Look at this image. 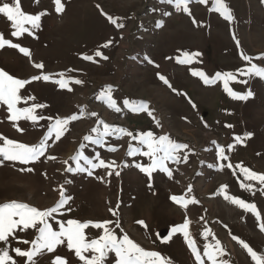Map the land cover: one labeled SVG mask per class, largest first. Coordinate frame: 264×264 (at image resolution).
<instances>
[{
  "label": "rangeland",
  "instance_id": "374dc122",
  "mask_svg": "<svg viewBox=\"0 0 264 264\" xmlns=\"http://www.w3.org/2000/svg\"><path fill=\"white\" fill-rule=\"evenodd\" d=\"M225 2L233 16L231 22L213 11V0L207 3L192 0L189 4L191 16L168 0H62L65 7L60 14L55 11L54 0H39L38 3L20 0L25 14L35 15L44 10L48 14L41 17L40 29L33 30L35 37L24 33L19 38L10 35L14 30L11 22L0 14V32L13 43L27 47L31 54L29 58L16 48L4 46L0 48V68L22 79L53 74V80H58L60 76L56 74L64 73L66 80L83 82H69L68 88L72 89L69 91L52 81H33L21 90L24 95L36 97L28 105L46 104L48 107L37 109V114L53 117H66L84 110L80 119L69 123L59 141H49L52 146L39 161L26 165L5 161L0 166V203L16 200L45 209L56 203L63 189L72 199L56 214L57 219L63 216L81 221H104L117 218L108 209L115 208L119 202V219L130 238L146 250L170 257L173 264H195L182 233L172 234L166 243L160 239L169 237L171 228L182 224L187 215L191 221L189 233L201 253L204 244L219 240L226 253L222 259L229 264H256L232 236L244 240L259 255L264 254V231L250 211L225 197L254 203L264 221V185L246 180L236 167L242 162L243 167L264 173V79L241 76L238 79H247V83L229 81L234 91L244 93L250 89L253 93L246 100H237L225 92L222 80L205 84L200 77L191 74L193 70H202L212 78L217 72H235L242 66H249L240 58L241 51L254 58L264 54V0ZM102 12L118 18L117 23L124 26L110 23ZM193 17L202 26L194 24ZM106 43L108 46L103 47ZM97 50L108 59L96 57ZM184 51L202 55L190 64H181L178 59L184 58ZM83 55H91L94 59L85 60ZM33 62H42L44 68L35 69ZM253 63L264 66V60ZM160 75L166 77L171 87L159 78ZM107 85L112 86L111 95L120 112L107 105L103 95ZM125 99L145 102L155 120L147 112L133 113L125 108ZM28 105L21 102L18 107ZM92 112L104 122L126 128L134 135L152 130L157 135L168 134L189 147L181 153L180 162H168L171 178L159 169L152 173L150 188L148 176L136 167L150 163L148 158L140 153L127 155L130 142L133 147H142L143 151L146 147L126 135L120 139L105 137L103 144L83 140L86 135L98 136L92 128L103 131ZM8 115L6 106H0V134L7 138L35 144L46 131L47 121H39L34 126L31 121L20 120L16 123L25 131L18 132L7 119ZM244 133H252V136L242 143L234 141V135L243 136ZM212 141L225 148L228 160L218 159V149ZM81 144L85 145L84 154L94 162H98L95 160L97 154L106 162L116 161L120 165L117 169L120 175L107 176L103 167L93 170L92 176L77 172L76 163L70 157L81 150ZM229 144L233 145L231 150ZM110 146L117 150L109 151ZM48 155L56 159L49 160ZM185 155L187 162H183ZM65 160L68 164H64ZM229 163L232 168L227 167ZM221 164L225 165L222 169ZM69 166L72 172L65 170ZM28 168L34 170H21ZM96 177H104V181ZM242 184H251L252 190H245ZM189 185L191 193L187 192ZM225 185L227 187L221 191ZM172 195H184L186 199L195 197L199 203H190L185 209L170 199ZM137 220H144L147 229L137 224ZM205 229H211L212 233L207 239L202 234ZM34 231H18L17 235L31 240L34 235L30 233ZM102 233V229L91 226L85 230L88 239L98 238ZM11 246L27 249L30 245L12 241ZM56 254L67 258L70 264H82L66 244L58 246L55 253L38 257V264H48ZM16 259L22 264L24 258ZM114 260V254H110L106 264H114ZM205 264L211 262L205 258Z\"/></svg>",
  "mask_w": 264,
  "mask_h": 264
},
{
  "label": "snow or ice",
  "instance_id": "6c2138e0",
  "mask_svg": "<svg viewBox=\"0 0 264 264\" xmlns=\"http://www.w3.org/2000/svg\"><path fill=\"white\" fill-rule=\"evenodd\" d=\"M38 3L39 0H34ZM170 4H175L177 9H181L185 14L191 16V11L189 4L192 0H168ZM199 3H207V0H197ZM56 5L55 11L60 14L64 11V4L62 0H54ZM99 8V5H97ZM102 11V10H101ZM213 11L218 12L225 20L231 22L233 16L229 7L227 6L225 0H213ZM0 14L6 17L7 21L11 22V27L14 29L11 31L10 35L14 38L21 37L24 33L33 35L35 37V32L33 30H39L41 27V17L47 15V10H44L35 15L25 14L21 9L20 0H0ZM110 23L116 25L117 27H123V24H118L117 19L103 13ZM193 23L197 26H202V23H198L195 18H192ZM162 26V22H159ZM25 25H30V27H25ZM38 38V37H36ZM235 39V34H233ZM108 43H111L110 41ZM108 43L103 45L107 47ZM237 47H239V41L236 40ZM4 46H9L16 48L24 56L31 58L30 50L27 47H23L18 43H13L12 40L6 39L3 32H0V48ZM96 57H102L103 59H108V57L103 56L100 50L95 51ZM183 59H178L181 64H190L196 57L202 55L199 52H187L182 53ZM83 59L93 61L94 57L91 55H83ZM240 58L245 61L249 66H242L235 72H217L214 77L210 78L205 72L192 71L193 76L200 77L205 84L214 83L216 80H222L225 92L237 100H246L253 96L252 91L249 89L247 92L241 93L236 92L229 87V81L237 83H247V79L240 80L238 77L251 78L253 76L264 79V66H258L253 63L254 60H264V54H260L257 57H252L245 54L243 51L240 52ZM149 63H153L151 60ZM33 67L35 69L42 70L44 64L42 62H33ZM158 67V66H157ZM71 71V70H69ZM60 76V79L53 80V74H38L33 75L27 79L17 78L16 76L10 74L3 68H0V106H6V111L9 113L7 119L13 122V127L16 128L18 132L23 133L25 129L19 127L16 123L20 120L31 121L35 126L39 121H47L46 131L44 132L42 138L38 143L29 144L17 141L15 139H10L3 134H0V166L4 164L5 161L18 162L20 164H30L35 163L44 157L48 149L52 146L49 141H59L64 133L68 130L67 126L71 121H76L80 119L83 115V109L79 113H73L66 117H60L59 115L45 116L43 114H37V109H43L48 107L46 104L34 102L28 105L29 101H35L36 97L34 95H24L21 90L25 88L26 85L33 81L43 80L44 82L52 81L59 85L61 89L68 88L69 82H74L75 84H82L81 80L71 81L64 79V73L56 74ZM159 75V74H158ZM159 78L171 87L169 81L163 75ZM173 91H176L173 89ZM112 86L107 85L103 89L104 98L107 101L109 108H112L116 112H120L121 109L116 106V102L112 95ZM23 102L24 107H18V105ZM124 107L128 108L133 113L147 112L150 117L155 120L153 113L149 110L148 105L145 102H130L127 99L124 100ZM195 107V105H193ZM92 116L97 117V122L103 126V131L99 128H92L93 133H98L97 137L91 135H86L83 140L90 141L93 144H103L105 142V137L115 136L120 139L122 136H128L131 140L137 141L139 145L146 147V151L142 150V147H133L131 142L129 143V149L127 155L132 156L137 153L142 154L147 157L150 163L148 164H137L136 167L146 174L149 178V187L151 188V177L152 173L159 169L161 172L166 173L169 178L172 177V171L168 167V162H180L181 153L183 150L187 149L189 146L184 143L176 142L171 139L168 134H155L152 130L139 131L135 135L132 131L126 128L110 125L103 120L99 119L97 113L92 112ZM157 126L160 127L159 121H155ZM207 126V125H205ZM226 127L232 128L233 125H225ZM252 133H244L243 136L234 135L233 139L235 142L242 143L244 139L250 138ZM216 145L215 141H212ZM217 152L216 155L219 160H228L225 155V148L216 145ZM232 144L228 145V149L231 150ZM85 148L84 144L80 145L75 156L70 157L76 163L75 170L77 172H87L89 176L93 175V170L97 168H105L107 170V176L120 175V171L117 169L120 165L116 161L106 162L104 159L100 158L97 154L94 162L88 155H85L82 151ZM115 146H110L109 151H116ZM47 159L55 160L56 157L53 155H48ZM83 161V165L80 163ZM183 162H187V156L183 157ZM64 164H68L65 160ZM84 165H87L85 167ZM221 169L225 165H220ZM228 168H232L233 165L229 163ZM236 167L240 168L246 180L257 181L260 185H264V173H257L251 171L246 167H243L242 162L237 164ZM22 171H33L34 169H21ZM67 172H72L73 168L69 166L65 169ZM46 176L47 174L44 173ZM98 180L104 181V177H96ZM227 186H222L221 191H223ZM242 188L251 191V184H242ZM192 188L189 185L187 192L191 193ZM230 199L232 203L239 205L245 211H250L259 222L258 226L261 231H264V221H261L260 212L257 210L254 203H246L243 199L236 197H225ZM72 197L66 195L63 189L59 192V198L53 206L47 207L45 209H40L36 206L30 205L26 202H19L12 200L9 202L0 203V264H19L16 258H24L22 264H38V257H42L47 253H55L58 246L66 244V247L70 251H74L75 257L82 262V264H106L109 259L110 254H114V264H173L170 257L164 256L161 252L155 250H146L139 243L135 242L130 238L129 234L123 229L121 220L119 219V202L115 208L110 207L108 211L113 217H117L115 220H104V221H81L79 219L64 218L61 216L57 219L56 214L61 211ZM170 199L181 205L183 208L187 209L190 203H199L192 197L191 199H186L184 195L177 196L172 195ZM68 211H71L69 208ZM203 219V217H201ZM137 224L141 225L143 228L147 229V224L144 220H137ZM191 221L185 216L182 224L173 226L169 237H160L161 242L166 243L172 234L180 232L183 234L185 242L190 249L195 264H205V258L210 261L211 264H229V261L222 259L226 254L225 250L220 244L219 240H216L214 244H204L203 252L197 247L195 239L192 238L189 233V225ZM95 229H102L103 233L98 236V238L88 239L85 234V230L89 227ZM111 226V227H110ZM28 230H35L34 238L22 239L17 235V232H27ZM119 230V234L117 233ZM205 239L209 235H212L211 229H205L202 233ZM233 240H236L251 256L252 260L256 264H264V254H259L253 250L244 240L237 236H232ZM12 241L17 243H22L24 245H30L27 249H22L21 247H12ZM11 253H14L13 256ZM48 264H70L67 258L62 257L59 254L54 255Z\"/></svg>",
  "mask_w": 264,
  "mask_h": 264
}]
</instances>
